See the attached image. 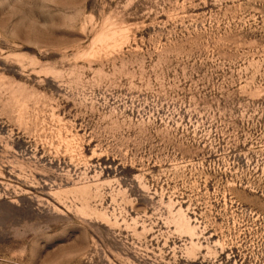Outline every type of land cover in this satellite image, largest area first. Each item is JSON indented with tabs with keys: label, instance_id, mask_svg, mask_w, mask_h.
Returning a JSON list of instances; mask_svg holds the SVG:
<instances>
[{
	"label": "rangeland",
	"instance_id": "obj_1",
	"mask_svg": "<svg viewBox=\"0 0 264 264\" xmlns=\"http://www.w3.org/2000/svg\"><path fill=\"white\" fill-rule=\"evenodd\" d=\"M0 264H264V0H0Z\"/></svg>",
	"mask_w": 264,
	"mask_h": 264
}]
</instances>
